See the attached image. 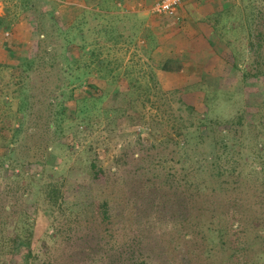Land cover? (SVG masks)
I'll list each match as a JSON object with an SVG mask.
<instances>
[{
  "label": "rangeland",
  "instance_id": "1",
  "mask_svg": "<svg viewBox=\"0 0 264 264\" xmlns=\"http://www.w3.org/2000/svg\"><path fill=\"white\" fill-rule=\"evenodd\" d=\"M97 1L90 5L95 7ZM79 5L65 14L67 30L84 23L77 16L76 9H83ZM227 7L212 37L223 57L192 78L180 73L179 60L171 59L173 46L151 58L144 44L131 47L140 35H125L109 26V44L103 46L104 24L86 21L81 32L87 47L92 49L93 41L102 44L97 45L102 47L101 60L111 65L100 69L103 63L95 64L99 59L88 61L89 68L77 72L81 88L67 87L74 89L70 99L72 89H57V78L68 74L60 55L66 38L54 32V18L61 10L50 13L44 0H0V19L10 24L9 29L0 27V161H5L0 164V264H264L261 241L242 248L234 263L229 260L232 249H219L213 256L203 244V209L209 211L207 219L226 220L231 243L252 240L237 232L238 221L252 230L261 218L253 209L258 199L245 191L215 192L220 187L215 180L203 194V164L214 152L211 141L203 143V138L212 137L203 122L224 125L241 114L256 126L264 119L257 116L264 107V0H227ZM157 21L160 29L176 24L165 17H154ZM75 33L73 44H82L81 33ZM150 35L142 37L149 41ZM38 39L43 41L40 51L50 52L46 57L54 66L47 65L48 74L41 76L46 79L32 86L21 118L15 52L37 54ZM18 41L22 45L17 49L13 44ZM252 43L262 46L255 49L260 54L250 49ZM166 62L172 63L171 71L162 70ZM255 72L262 74L257 77ZM180 130L182 136L177 137ZM187 136L193 159L184 166L182 156L170 154L175 146L171 140L184 146ZM40 147L47 149L46 163L17 165L16 160L28 161ZM163 148L164 159L156 163L155 153ZM99 170L102 176L96 177ZM207 171L216 173L213 167ZM43 175L61 189L64 213L49 203L48 187L53 185L40 181ZM248 196L254 197L249 208L244 206ZM102 204L110 221L97 208ZM26 229L32 234L34 259L29 261L24 260L28 248H10L15 235H24Z\"/></svg>",
  "mask_w": 264,
  "mask_h": 264
},
{
  "label": "trees",
  "instance_id": "2",
  "mask_svg": "<svg viewBox=\"0 0 264 264\" xmlns=\"http://www.w3.org/2000/svg\"><path fill=\"white\" fill-rule=\"evenodd\" d=\"M44 1L50 7L49 10L50 13H56V14L58 13V10H61V8L63 7H67L66 12L69 13V11H72L75 6V5H66L64 4L63 1L57 3L56 2L57 0L56 1L44 0ZM80 2L81 5L84 4L83 6L85 7H92V5H90L91 0H80ZM31 7L33 8L35 7L34 2L32 3ZM76 12L80 13V14L78 13L77 16L80 15V17L83 18L85 23V24L84 23L79 24L80 26L79 29L78 28L72 29L71 27H69V29L67 30L66 28H64V26L68 27L70 23L67 20V17H64L62 13L59 14L60 17L59 15L58 17L56 15L55 17L56 22L54 18V26L56 27L54 32L63 36V38H66L64 42L61 44L60 55L64 57L63 62H65L66 64L65 65L63 64V66L65 72H67L68 74H64V77L59 76V78H57V89L58 91L62 90V92H65L67 89H72V88H67L72 84H77L76 87L81 88L80 87L81 84H79L80 78L77 72L81 70H87L90 66V64L89 65L87 64L88 61L94 58L99 59L100 61H95V64L103 63L99 67L100 69L107 67V64L111 65L110 62H106V61L103 62L101 60L100 49H102V47L99 49L97 45L93 44V42H90L93 44L92 49L88 48L87 47L88 45H86V43H88L87 36L81 31L82 29L84 30V28L86 27V21H88V17L85 16H87L86 13L88 11L77 8ZM0 27L9 29L10 24L6 19H0ZM75 30H78V32L81 33L82 44L84 43L83 45L73 44L75 43V39L78 36V33H75ZM41 35H39V38ZM88 35L91 37L93 36V33L91 31H88ZM41 37L46 39L45 38L46 36L44 35H42ZM38 40H39V45H38L37 54L30 56H23V55H19L21 51L15 52L16 59H15L14 67L17 68L21 73L19 78V83H17V85L19 86L18 97L20 98L22 104V107L19 109V114L23 116L21 118H24L25 116L23 106L30 97L32 86L38 82H43L46 78H42L41 76L48 74L49 66L50 67L54 66L53 65L54 63L52 62L48 63V59L46 57V55H48L50 52L48 50L40 51V47L43 45L42 43L43 41H41V39ZM13 45L14 48H17L22 44L18 41L15 42ZM256 48L257 50H259L262 48V46L254 43L250 45V49L254 50L253 52L258 53L257 51H255ZM55 52H57V50H55ZM63 54H65L66 56H63ZM171 67H172V63L166 62L163 65L162 70L171 71L172 70ZM260 74L262 73L255 72L253 75L259 77L258 75ZM63 82L65 83V87H60V84ZM76 89L77 88H75V90ZM73 93H74V89L69 91L70 99H73ZM188 108L191 111L194 110L192 107L191 108L188 107ZM262 110L264 111V107H262ZM262 110L258 112L257 116H261V117L264 116ZM245 118H246L245 116L240 114L236 119L227 121L224 125L219 121H213V120H210L208 123L203 122V129L208 130L209 132H211L212 135V137L203 138V143H206L207 141H211L212 146H214V152L210 153L208 161L203 164V194L209 190L208 185H210L211 182L217 180L219 181L218 185L220 187H217V189H215V192L225 190L227 192L229 191L233 192V194L239 192L244 194L243 191H245L248 194H252V196L258 199V202L254 204L253 209L258 210V213L261 214L260 215L261 218L258 221L259 226L254 227L255 229L249 230L245 223L238 221L237 232L240 234H244V236H249V235L252 236V240L245 243H241L238 240L231 243L228 239L230 237L229 236L230 231L227 228L226 220L222 216L213 217L212 219H207L205 215L209 211L203 209V218H204L203 244L208 249L207 252L212 253L213 256H215L214 253L217 252L219 249L222 250L232 249L234 255L230 256L229 260H231L233 263L235 262V259L237 257L242 256L241 253V251H243L242 248L247 249L252 246H256L258 243L256 241L264 242V119H261L263 121L261 125L255 126L254 124L253 125L248 124L245 121ZM139 123L142 122L140 121ZM19 132H20L19 130L15 132L14 137L12 139L13 143ZM181 132L182 131L180 130V132L176 133L177 137L182 136ZM166 139L167 138H163L162 141ZM185 141L186 143L183 146L180 145L177 140H171V142L176 147L174 146L173 151L170 153L172 155L175 154L182 156L181 159H183L182 163L184 166L185 164L191 162L193 159V147L191 144L190 136L185 137ZM166 151L167 149L163 148L162 151H157L155 153L154 159L156 160V163H162ZM35 152L36 154H31L29 160L24 163H22L20 160H16L17 165L18 166L26 165L30 167L37 163H38L37 166H42L40 164L46 163V161L45 162L43 161L45 159L44 157L47 155V149H43L42 147H40L39 150H36ZM7 155L8 152L6 153V157ZM167 158H169L170 161L173 159L169 154H167ZM4 163H5L4 159L0 161V164L2 166L4 165ZM93 167L96 168L95 165ZM153 167L155 166L146 167V170H150ZM210 167H213L216 173L209 174L207 169ZM95 176L96 177L102 176L101 170L97 171L95 173ZM48 180L52 182L51 184L54 186V187L53 186L48 187L50 188L48 201L53 207L62 210L64 213L63 210L64 203H63V195L61 189H59L56 186V183L53 179H50L46 175H43L40 181L47 182ZM251 182H254V185H252ZM199 187L200 185H197L196 190ZM254 197L250 198L248 196L246 200V204L244 206L248 207L250 206V204L251 206H253L251 200ZM97 208L100 211L103 210L105 221L111 220L106 204L99 205ZM246 212L248 213V211ZM65 217L67 218L68 215H66ZM21 222L22 219L16 225L17 230L19 229L20 227L19 224ZM23 232L24 235L22 234L15 235L16 238L11 240L13 243H11L12 245L10 248L13 251L18 245L28 248L29 251L27 255L24 256V260L29 261L30 259H34L33 252L31 250L32 234L30 230L27 229L23 230ZM260 255H262V258L264 259V252H260L259 256ZM249 263L251 262H247L246 264ZM140 264H146V263L144 261H141Z\"/></svg>",
  "mask_w": 264,
  "mask_h": 264
},
{
  "label": "crops",
  "instance_id": "3",
  "mask_svg": "<svg viewBox=\"0 0 264 264\" xmlns=\"http://www.w3.org/2000/svg\"><path fill=\"white\" fill-rule=\"evenodd\" d=\"M61 1L66 5L77 4L78 6L74 7L80 6V0ZM154 1L98 0L95 7L82 6L81 8L88 11L86 15L91 23L99 25L102 22L104 24L103 46L109 44L107 43L109 34L106 35V32H109L110 28H116L119 33L125 35L131 32L137 37L140 35L141 38L138 40L137 38L132 39L134 40V46L131 47L136 48L138 46L140 49L142 48L141 45L144 44L143 46L150 52L151 58L154 57L156 51L164 52L165 50L167 52L173 46V50L176 52H172L174 55L170 54L171 59L175 62L179 60L180 73L188 72L189 75L187 76L189 78L198 75L196 72L199 69H207L208 66L223 57L220 53V56H218V50L215 43H212L214 42L212 37L217 31L218 24L222 22L228 12L227 0H188L179 9L178 16L180 19L174 20L176 24L172 25L171 28L167 27V29H160L158 21L157 23L153 22L154 17L156 19L157 17L163 18L154 15L152 11ZM66 10L67 7L61 9L64 17L67 14ZM117 25H119V28ZM164 31L168 32L169 36L163 37L164 34L159 36ZM144 34H151V40L145 41L142 37ZM93 44L102 45L96 41H93ZM179 47L183 49L180 50ZM164 59H170V57L165 56Z\"/></svg>",
  "mask_w": 264,
  "mask_h": 264
},
{
  "label": "built area",
  "instance_id": "4",
  "mask_svg": "<svg viewBox=\"0 0 264 264\" xmlns=\"http://www.w3.org/2000/svg\"><path fill=\"white\" fill-rule=\"evenodd\" d=\"M186 1L188 0H155L152 11L158 16L179 20V9Z\"/></svg>",
  "mask_w": 264,
  "mask_h": 264
}]
</instances>
